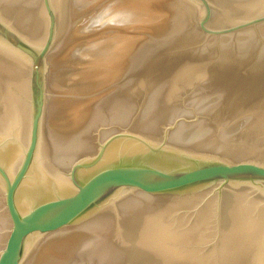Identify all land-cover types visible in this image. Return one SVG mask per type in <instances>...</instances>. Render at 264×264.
<instances>
[{
  "label": "water",
  "instance_id": "95a60500",
  "mask_svg": "<svg viewBox=\"0 0 264 264\" xmlns=\"http://www.w3.org/2000/svg\"><path fill=\"white\" fill-rule=\"evenodd\" d=\"M0 264H264V0H0Z\"/></svg>",
  "mask_w": 264,
  "mask_h": 264
}]
</instances>
